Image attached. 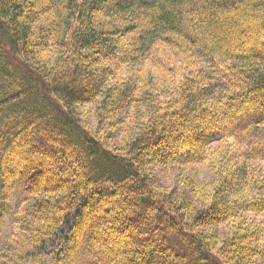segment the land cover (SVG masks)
<instances>
[{"label":"trees","instance_id":"1","mask_svg":"<svg viewBox=\"0 0 264 264\" xmlns=\"http://www.w3.org/2000/svg\"><path fill=\"white\" fill-rule=\"evenodd\" d=\"M0 264H264V0H0Z\"/></svg>","mask_w":264,"mask_h":264},{"label":"rangeland","instance_id":"2","mask_svg":"<svg viewBox=\"0 0 264 264\" xmlns=\"http://www.w3.org/2000/svg\"><path fill=\"white\" fill-rule=\"evenodd\" d=\"M123 24H125V22L124 23H122V25ZM142 25V24H141ZM134 42L135 41H128V44H126V43H124V42H121L120 44L121 45H123V47H126V46H129V47H134V45H136V43L134 44ZM90 125H92V123L90 122ZM181 134L183 135V137H185V140H191V138H190V136H189V133H186V132H184V131H181ZM196 139H194V141H195ZM190 143L189 144H187L185 141H183L182 143H175V144H173L172 146H170V149H169V153L171 154V153H173V152H176V151H178V152H181V151H183V150H186V149H189L190 148ZM202 172V171H201ZM201 172L200 171H198V173H196L195 174V176H197V179L198 178H200L202 175H203V173L201 174ZM192 174V173H191ZM194 174V173H193ZM199 174V175H198ZM204 175H206L207 176V174L206 173H204ZM164 179V178H163Z\"/></svg>","mask_w":264,"mask_h":264}]
</instances>
